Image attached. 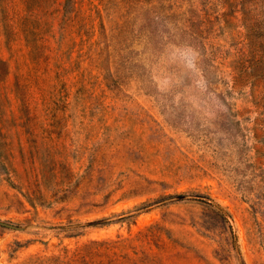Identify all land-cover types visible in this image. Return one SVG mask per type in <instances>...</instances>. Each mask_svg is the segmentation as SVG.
<instances>
[{"label": "rangeland", "instance_id": "1", "mask_svg": "<svg viewBox=\"0 0 264 264\" xmlns=\"http://www.w3.org/2000/svg\"><path fill=\"white\" fill-rule=\"evenodd\" d=\"M0 264H264V0H0Z\"/></svg>", "mask_w": 264, "mask_h": 264}]
</instances>
